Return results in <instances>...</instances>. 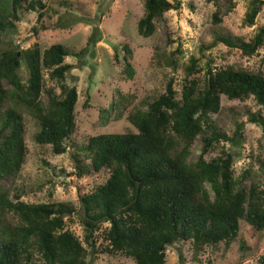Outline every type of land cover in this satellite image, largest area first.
I'll return each instance as SVG.
<instances>
[{"label":"trees","instance_id":"1","mask_svg":"<svg viewBox=\"0 0 264 264\" xmlns=\"http://www.w3.org/2000/svg\"><path fill=\"white\" fill-rule=\"evenodd\" d=\"M110 2L103 0L96 15L86 19L92 25L86 46L72 53L60 43L44 50L35 43L26 48L8 45L2 36L16 30L21 11L38 12L36 22L40 23L46 4L41 0H0V42L7 44L0 48V264H95L102 253L123 255L134 264H165L166 248L177 242H188L192 260L199 262L206 247L223 244L227 250L238 237L241 221L264 233V184L250 181L251 166L234 170L233 154L220 144L230 139L214 128L212 118L220 111L221 95L240 101L252 98L264 110L260 68L205 63L201 85L193 76L202 71L197 58L182 63L180 45L174 50L158 48L156 56L163 67H180L184 72L179 95L172 78L163 92L142 106L130 107L127 95L117 91L108 109H100L99 121L105 123L111 111L116 118L126 113L134 131L97 134L81 146L71 144L77 89L68 83L73 66L65 57L79 56L85 62L94 56V45L102 39L100 19L109 11ZM206 2L215 7L211 15L214 25L236 6L235 0ZM263 6L264 0H248L244 25L252 26ZM170 7L168 0H143L138 35L151 36L155 22ZM73 16L77 18L74 23L82 20ZM46 28L41 23L33 25L31 33L36 36ZM217 44L250 58L264 44V26L248 40L216 33L209 44L200 46V52ZM122 51L123 78L130 80L135 73L132 51L127 45ZM5 102L10 105L3 109ZM17 108L37 122L35 143L50 146L53 154H64L67 147L75 150L69 158L76 179L108 170L103 183L78 194L81 214L71 202L55 197L28 203L20 200V194L11 195L10 185L4 181L19 176L28 152L26 127ZM249 119L264 125L258 114H250ZM235 132L238 136V126ZM198 137L203 142L200 154L189 161ZM213 151L219 154L206 159ZM40 166L45 174L47 161L40 159ZM45 186L46 180L38 188ZM75 221L81 226V237L67 227ZM179 259L182 261L181 256ZM259 260L264 264V255Z\"/></svg>","mask_w":264,"mask_h":264},{"label":"rangeland","instance_id":"2","mask_svg":"<svg viewBox=\"0 0 264 264\" xmlns=\"http://www.w3.org/2000/svg\"><path fill=\"white\" fill-rule=\"evenodd\" d=\"M46 4L45 15L40 23L46 29H40L36 36L31 33L37 23L38 12L21 11V19L17 22L13 33L2 36L8 45L26 48L33 43L41 50L54 43L62 44L72 53L79 52L86 46L92 25L85 22L92 19L103 0H41ZM171 7L163 18L155 22V31L149 37L137 33V22L143 14V0H111L109 11L101 17L99 30L101 40L94 45V56L85 62L79 56L65 57V62L73 68L67 74L70 85L77 89L75 104V131L72 145H83L89 136L103 133H122L134 131L132 125L125 119L115 117L113 111L108 113L105 123L99 121L100 109H108L115 101L117 91L127 95L130 107L142 106L159 93L163 92L168 79H173V87L178 95L181 91L183 70L165 68L157 59L158 48L174 50L180 45L184 53L182 63H187L191 57L198 59L202 71L193 74L200 84L204 82L205 63L218 67L230 63H240L251 69L260 68L264 74V44L258 53L247 58L237 49L228 50L222 44H217L210 50L200 52L201 45H207L216 33L238 36L248 40L256 29L264 26V6L256 16L252 26L243 23L248 0H235V8L223 17V21L214 25L211 15L214 12L212 2L206 0H168ZM226 3L228 0H219ZM178 3L177 5H175ZM79 15L80 22H73ZM85 19V20H83ZM64 24V27L59 25ZM109 41L112 45L106 43ZM127 45L132 51V64L135 73L132 79L123 78L122 47ZM0 42V48L6 47ZM45 99V95L42 96ZM220 111L212 115L214 128L224 133L230 140L221 141L225 149L233 154V168L239 172L242 168L251 166L250 181L264 184V125L250 121V114H258L264 122V110L252 98L247 100H230L224 95L220 99ZM10 104L5 102L3 109ZM146 108V106H145ZM23 115L26 134L25 141L28 152L26 161L19 176L14 181L5 180L10 185L11 195L20 194V200L28 203L46 201L50 197L69 201L74 211L81 214L78 194L92 191L108 177V170L102 169L91 178L76 179L72 174L74 168L70 154L75 153L67 147L64 154H53L50 146L38 145L34 134L38 125L26 110L17 108ZM237 126L240 128L236 135ZM201 137H198L191 148L189 161L198 158L201 147ZM220 150V148L218 149ZM219 154V151L209 152L206 159ZM40 159L47 161V172L42 173ZM46 180V186L39 189L40 183ZM48 182V183H47ZM78 218V217H76ZM105 226V225H104ZM103 226V227H104ZM67 227L78 237L82 229L78 221L68 223ZM264 255V233L253 231L252 227L240 222V230L236 241L224 250L223 244L217 248L206 247L199 262L191 258V247L188 242H177L166 248L165 264H262L259 257ZM181 256L182 261L179 259ZM95 264H134L133 260L123 255L98 254Z\"/></svg>","mask_w":264,"mask_h":264},{"label":"water","instance_id":"3","mask_svg":"<svg viewBox=\"0 0 264 264\" xmlns=\"http://www.w3.org/2000/svg\"><path fill=\"white\" fill-rule=\"evenodd\" d=\"M106 43H108L109 45H112L109 41H107L106 39H103Z\"/></svg>","mask_w":264,"mask_h":264}]
</instances>
